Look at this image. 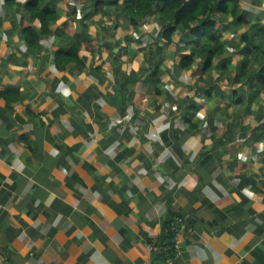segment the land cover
I'll return each mask as SVG.
<instances>
[{
    "label": "crops",
    "instance_id": "obj_1",
    "mask_svg": "<svg viewBox=\"0 0 264 264\" xmlns=\"http://www.w3.org/2000/svg\"><path fill=\"white\" fill-rule=\"evenodd\" d=\"M124 1L0 0V264H264V0Z\"/></svg>",
    "mask_w": 264,
    "mask_h": 264
},
{
    "label": "trees",
    "instance_id": "obj_2",
    "mask_svg": "<svg viewBox=\"0 0 264 264\" xmlns=\"http://www.w3.org/2000/svg\"><path fill=\"white\" fill-rule=\"evenodd\" d=\"M158 0H125L124 3H131V7L136 12L145 15ZM163 15L171 20L173 24L182 23L184 26H191L189 22H196L192 27V31L198 30V25L201 29H211L213 21L211 14L214 9L226 10L228 3H231V10L234 11L239 0H161ZM260 1V0H256ZM53 0H29L31 7H35V11L39 10L37 6L41 3H52ZM100 3V2H99ZM230 6V7H231ZM40 15V11L36 12Z\"/></svg>",
    "mask_w": 264,
    "mask_h": 264
},
{
    "label": "built area",
    "instance_id": "obj_3",
    "mask_svg": "<svg viewBox=\"0 0 264 264\" xmlns=\"http://www.w3.org/2000/svg\"><path fill=\"white\" fill-rule=\"evenodd\" d=\"M184 227V219L181 216H176L170 223V234L169 238L157 246L158 253L172 252L174 242L176 241L179 233Z\"/></svg>",
    "mask_w": 264,
    "mask_h": 264
}]
</instances>
